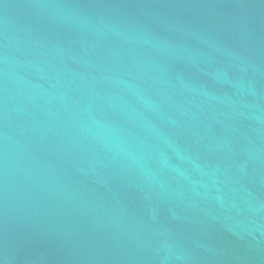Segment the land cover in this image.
Instances as JSON below:
<instances>
[{"label":"water","instance_id":"obj_1","mask_svg":"<svg viewBox=\"0 0 264 264\" xmlns=\"http://www.w3.org/2000/svg\"><path fill=\"white\" fill-rule=\"evenodd\" d=\"M0 264H264V0H0Z\"/></svg>","mask_w":264,"mask_h":264}]
</instances>
